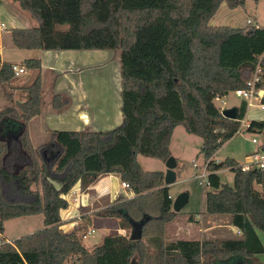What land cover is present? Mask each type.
I'll return each instance as SVG.
<instances>
[{"label": "trees", "instance_id": "obj_1", "mask_svg": "<svg viewBox=\"0 0 264 264\" xmlns=\"http://www.w3.org/2000/svg\"><path fill=\"white\" fill-rule=\"evenodd\" d=\"M15 1L37 21L8 29L15 48L119 50L121 122L103 131L53 130L52 146H33L27 123L40 112V74L24 87V100L0 110V234L6 220L43 216V228L11 242L0 238V264H260L264 169L241 170L233 158L213 159L237 133L247 110V101L240 99L236 119L226 118L214 98L244 87L257 64L262 71L257 86L264 88V26L209 24L222 3L234 9L246 0ZM11 65H0L4 92L14 77ZM23 65L41 68L38 58ZM67 103L59 94L52 96L55 109ZM178 125L202 139L199 154L211 182L205 212L229 215L239 238L166 241V224L179 212L172 210L164 173L144 170L138 156L165 162ZM245 130L262 135L257 150L264 151V119L250 120ZM49 148L54 150L50 158ZM226 168L233 172L232 184L221 183L216 173ZM184 169L182 163L176 177ZM106 174L128 182L134 196L85 213L72 230L63 231L60 210L68 206L63 195L77 182L84 189ZM93 215L118 218L124 230L142 221V237L132 240L130 233L116 231L89 248L83 239L99 226Z\"/></svg>", "mask_w": 264, "mask_h": 264}, {"label": "crops", "instance_id": "obj_2", "mask_svg": "<svg viewBox=\"0 0 264 264\" xmlns=\"http://www.w3.org/2000/svg\"><path fill=\"white\" fill-rule=\"evenodd\" d=\"M246 2H248V0H246ZM5 4L13 7V10L10 7H6V6L3 7V14L6 17L5 21L9 23V26H7L6 22L1 21L2 18H1V9H0V27H1V23H3L4 24L3 30L7 31L8 36H9V32H8L9 28H13V27L21 28V27L32 26L29 25V22L26 18L27 15L23 12L26 10H23L19 6L17 1L5 0ZM15 4L17 5V7ZM257 4L258 2L256 3V6H258ZM17 8L20 9V13ZM23 13L26 16H24ZM251 17L252 18L250 17L246 18L245 21H247V19H250L253 24L255 22V24L260 25L258 20L255 19L256 18L255 16H251ZM3 30H1L0 33V59L2 54L1 49L2 47H4V42L1 41V38H3V33H2ZM17 49L18 48H16V50ZM92 51H96V50L19 49V51H16L18 53L23 52L20 53L23 55V57L21 58L20 63H18L19 65L24 66L23 60L27 58H38L41 62V68L39 70L29 69L24 66L25 72L27 69H29L32 72L30 78L13 82V80H15L14 78H17L20 75L17 77H13L10 80L9 84H7L6 92H4L0 86V110L7 105L14 104L16 101L24 100L26 95V91L24 90V87L28 86L34 80V78L38 74H40L41 86H42L40 112L36 116L32 117L27 123L29 137L31 139L33 146L35 147L41 145L52 146L53 144L49 143V138H50V132L53 130L103 131V130L112 129L116 125L120 124L121 122L120 63L118 67L116 66L113 67L115 73L113 77L114 82L111 81L110 83V78H111L110 76H104L99 74L93 75L92 73H87L88 71H90V69L93 67L94 64H98V62L104 60L105 57L104 53H100L98 51L96 52H92ZM6 60H8L12 64L16 63L13 60L3 58V60L0 61V65L2 64V62H7ZM79 68L80 70H78ZM25 72L23 74H25ZM55 94H59L63 96V98H65L68 103L61 108L58 109L53 108L51 101H52V96ZM237 105L238 104L232 105L230 107H236ZM90 108H92V110H90ZM261 119L264 118H259L255 120H261ZM176 127L173 130V134L169 144V149L171 155L176 159L175 171L177 172V170L181 166V164L179 163V159L181 158L179 154H174L172 152V140ZM261 141L260 142L258 141V143H256L258 144L256 148L253 149L250 153H247V156L257 150ZM227 157L233 158L239 164H242L239 160H237L233 156H227ZM192 159L195 158H193L192 156V158L190 159L189 174L191 172ZM213 159L217 162L221 161L219 159H216V152L213 154ZM163 167L166 169L164 163H163ZM163 167L158 168L159 169L158 171H162L164 173L165 169ZM225 171L231 172L230 179H232L233 181V172L229 168H226V169L218 170L216 172L219 175L221 183H223V181L221 180L220 173ZM254 187L258 191L261 190V189L259 190L255 186V184ZM185 190L189 193L187 189ZM169 194L173 199L172 193L170 191V185H169ZM133 196L134 193L131 189H123L121 187V180L115 174L100 175L95 181H93L84 189L81 188L80 183L77 182L66 194L63 195V197L68 201V206L67 208L60 210V217H61L60 227L63 231L72 230L74 226L77 224L78 219L81 215L85 213L91 214L100 209H103L115 203L119 198L120 200H122L126 198H131ZM200 197L203 203V206H201V208L199 209L200 213L191 214V212L196 210H194L195 209L193 206L194 202L191 205L192 207L188 206L190 201L189 199L187 204L184 206L187 208V210L184 212L191 216L190 220L194 222L198 221L196 225H198L199 228L198 233L200 234V237H191V238L176 237L174 239L173 238L167 239L165 237L166 241L168 242L175 239L224 240V239L239 238L241 236V232L239 231L238 228H236L234 225L231 224L230 216L226 214H222V215L207 214L205 212V196L201 194ZM184 207L180 210L181 212H183ZM24 217H27L28 219L20 223L17 222V220L20 217L6 220L4 222V232L0 234V238H4L6 242H11L12 240L18 238L21 235L32 233L36 230L43 228V216L41 214L29 215ZM92 218L95 224L99 225L98 227L93 225L89 229V231L91 229H94V232H95V228H99V227L105 228L104 226L105 223L108 222L107 220L118 219V218L99 217L95 215H93ZM177 218L178 216H176L173 221L166 224V226H169L166 227V230L168 231V229H172L174 234L175 232L178 233V231L180 230H183V232L187 230V232H189L190 222L179 221ZM11 230L13 231L12 233H10ZM257 234L264 247V233L257 231ZM87 247L91 248L92 246L91 247L87 246ZM256 257L260 264H264V252L261 254H257ZM66 261H68L69 264L71 263V260H66Z\"/></svg>", "mask_w": 264, "mask_h": 264}, {"label": "rangeland", "instance_id": "obj_3", "mask_svg": "<svg viewBox=\"0 0 264 264\" xmlns=\"http://www.w3.org/2000/svg\"><path fill=\"white\" fill-rule=\"evenodd\" d=\"M257 5L258 6H256V3L253 0H248V2H246L244 7H237V8L231 9V8H228L225 3H222L220 5V7L218 8V10L216 11V13L214 14V16L209 21V24L213 25V26L228 25V26H232V27H241V26H245L247 24L245 21L246 18H248V17L252 18L251 16H255L256 17L255 19L258 20L259 24L264 26V1L258 2ZM0 6H1L0 9H1V18H2L1 21L6 22L7 26H9V23L7 21H5L6 17L3 14V7H5V6L10 7L12 10H13V7L10 5H6L5 0L0 1ZM16 7H17V5H16ZM18 11L20 13V9H18ZM23 12L27 15L26 16L23 13V15L26 16V18L29 22V25H35L37 23V21L27 11H23ZM250 24H253V23H250ZM254 24H255V22H254ZM6 28H9V27H6ZM1 30H3V28ZM2 33H3V38H1V41L4 42V47H2V49H1L2 54H1L0 61L3 60V58H5V59L13 60L16 62L15 64L19 65L18 63H20L21 58L23 57V55L20 53H23V52H20V53L16 52V51H19V49L16 50V48H14L12 46V44L10 42V38H9L6 30H3ZM5 43H6V46H5ZM96 51H98L100 53H104V55H105L104 60L99 61L98 64H94L93 67L90 69V71H88L87 73H92L93 75L99 74V75H104V76H110L111 77L110 83H111V81L114 82L113 77H114L115 73H114L113 67L114 66L118 67V65H119V50L114 49V50H96ZM96 51H92V52H96ZM6 61L9 62L8 60H6ZM78 70H80V68ZM31 73L32 72L29 69H27L25 74H21L19 77L14 78L15 80H13V82L21 81L23 79L25 80L27 78H30ZM225 102H226L225 105L218 103L222 107V109L226 108V107H230L232 105L239 104L240 98H238L237 96H235L231 92L225 97ZM90 110H92V108H90ZM259 118H264V111L259 110L258 108H256L253 105H249L247 107L245 116L242 120V125H244L246 120L259 119ZM253 137L257 139V143H258V141L260 142L262 139V136L260 134L248 132V131L244 130V128H242V130L240 132L235 133L232 138L227 140L216 151V159L222 160L227 156H233L237 160H239L241 163L247 162L248 161L247 160V158H248L247 153H250L258 145V144L253 143L251 141V139ZM201 143H202V139L199 136L187 133L184 130L182 125H178L176 127V129L174 131L173 140H172V152L174 154H179V156L181 158V159H179V163L180 164L184 163L186 169H184L182 171V173L180 174V176L177 177L175 182L170 185V191L172 193L173 199L180 192L186 191L185 189H187L189 191V200L190 201H189L188 206L192 207L191 205L194 202L193 206L195 208L194 210H196V211L191 212V214L192 213L193 214L194 213H196V214L200 213L199 209L201 208V206H203L202 199H201L200 195L201 194L204 195V193L207 190L203 189L201 191V189L193 181H180V180H182L183 178H187L189 176L190 159L192 158V156L197 161L202 160V155L199 154V148H200ZM138 160H139L141 167L146 171H158L159 170L158 168H162L163 163H164L158 159L149 158V157H145L142 155L138 156ZM220 177H221V180L223 181V183L232 184V179H230L231 172H229V171L221 172ZM255 186L259 190L261 189V187L258 184H255ZM186 210H187V208L184 207L183 212L180 211L177 214V216H178L177 219L179 221H183V222H190L189 223V232H187V230H185V232H183V230H180V231H178V233L175 232V234H174L172 229H168V231H167L165 228V237L167 239L168 238L174 239L176 237H178V238L200 237V234L198 233L199 228H198V225H196L198 223V221H196V222L191 221L190 220L191 216L184 212ZM27 219H28L27 217L22 216L17 220V222L20 223V222L25 221ZM34 219H37V218H34ZM107 221L108 222H106L105 226H104L106 229L99 227V228H95L94 233H87V235L83 239V242L86 246L91 247L94 244L100 242L104 235L113 234L116 231L119 233H123V234H129L131 231V229H129V228L125 229V230L119 228V220L118 219L117 220L109 219ZM166 227H169V226H166ZM12 232L13 231L11 230L10 233H12ZM15 232H17V231H15ZM259 232L264 233V231H260V230H259ZM154 253H155L154 250L152 248H150L149 249L150 258L154 255ZM65 261L62 264H69L68 261H66V262ZM70 264H73L72 261Z\"/></svg>", "mask_w": 264, "mask_h": 264}, {"label": "built area", "instance_id": "obj_4", "mask_svg": "<svg viewBox=\"0 0 264 264\" xmlns=\"http://www.w3.org/2000/svg\"><path fill=\"white\" fill-rule=\"evenodd\" d=\"M247 24L252 23L250 19H247ZM1 29L4 28V24L1 23ZM11 68L13 70L14 77H17L25 72V67L22 65L12 64ZM261 66L257 64L255 71L253 72L252 77L246 81L245 86L242 88L236 89L233 94L240 99H245L247 101V107L253 105L259 110L264 111V88L258 87L257 84L261 81ZM226 97V96H225ZM225 97L216 96L214 102L220 108V112L224 109L218 104L225 105ZM250 121V120H249ZM249 121H245L244 125L239 126L237 132H240L242 128L244 130L248 127ZM253 143H257L256 138H252ZM247 162L240 164L241 170H249L251 168H262L264 169V151H254L248 155ZM180 181H194L196 185L201 189H210L211 182L209 179V170L207 169V161L201 160L197 161L196 159L191 160V172L187 178H183ZM121 187L123 189H130L128 182L121 181ZM171 197V196H170ZM94 232V229H91L88 233Z\"/></svg>", "mask_w": 264, "mask_h": 264}, {"label": "water", "instance_id": "obj_5", "mask_svg": "<svg viewBox=\"0 0 264 264\" xmlns=\"http://www.w3.org/2000/svg\"><path fill=\"white\" fill-rule=\"evenodd\" d=\"M221 114L229 119H236L237 117V109L236 107H227L224 108L221 111ZM45 155V153H44ZM165 164V172H164V184L169 186L172 183L175 182L176 180V159L170 155L164 162ZM189 199V193L187 191H182L180 192L172 201V210L175 212H179L188 202ZM142 221L139 222H131V231H130V239L132 240H137L141 239L142 237V231H141V226H142ZM135 264V263H133Z\"/></svg>", "mask_w": 264, "mask_h": 264}, {"label": "flooded vegetation", "instance_id": "obj_6", "mask_svg": "<svg viewBox=\"0 0 264 264\" xmlns=\"http://www.w3.org/2000/svg\"><path fill=\"white\" fill-rule=\"evenodd\" d=\"M48 151H49L48 152V157L50 158V157H52L54 155V153H53L54 151L52 149H50V148L48 149Z\"/></svg>", "mask_w": 264, "mask_h": 264}, {"label": "bare ground", "instance_id": "obj_7", "mask_svg": "<svg viewBox=\"0 0 264 264\" xmlns=\"http://www.w3.org/2000/svg\"><path fill=\"white\" fill-rule=\"evenodd\" d=\"M227 108V107H226Z\"/></svg>", "mask_w": 264, "mask_h": 264}]
</instances>
